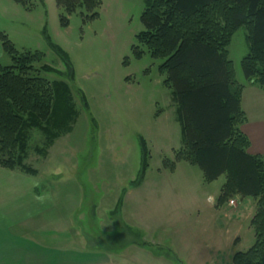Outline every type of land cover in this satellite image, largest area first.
Here are the masks:
<instances>
[{
  "label": "rangeland",
  "instance_id": "1",
  "mask_svg": "<svg viewBox=\"0 0 264 264\" xmlns=\"http://www.w3.org/2000/svg\"><path fill=\"white\" fill-rule=\"evenodd\" d=\"M101 1L97 18L77 11L63 27L56 0H28L27 6L0 0V31L19 53H41L35 68L54 69L41 75L69 85L79 114L46 156L34 151L44 136L29 133L24 164L36 173L16 171L32 176L35 194L42 195L31 238L42 246L44 235L73 239L57 240L67 244L65 260L73 264H232L237 252L253 244L254 200L237 195L230 199L234 205H218L224 175L205 183L188 163L165 166L182 142L175 104L158 70L163 60L151 58L137 41L146 0ZM246 36V27L239 28L227 48L242 84ZM52 45L68 55L72 76ZM133 46L143 51L140 58ZM0 63L12 65L8 55ZM140 139L147 150L141 182ZM50 239L48 247L56 245Z\"/></svg>",
  "mask_w": 264,
  "mask_h": 264
},
{
  "label": "trees",
  "instance_id": "2",
  "mask_svg": "<svg viewBox=\"0 0 264 264\" xmlns=\"http://www.w3.org/2000/svg\"><path fill=\"white\" fill-rule=\"evenodd\" d=\"M101 3L56 0L63 12L61 25L66 27L68 16L77 11L86 19L97 18ZM141 22L144 30L137 41L151 58L163 60L158 70L171 92L180 126L182 148L174 152L173 161L164 160L165 166L173 170L176 163H188L201 171L205 183L224 175L218 205L237 195L251 197L254 241L233 256L232 264H264V157L249 152V140L241 131L247 121L241 108L244 85L235 78L227 49L234 32L246 27L249 51L241 70L246 83L264 91V0H146ZM0 44L12 61L11 66L0 63V168L35 174L24 164L30 131L44 136L43 146L34 151L46 156L58 138L71 132L79 114L69 85L41 75L54 69L35 68L41 53H19L2 31ZM52 49L72 76L68 55L57 46ZM132 50L141 57L142 50L134 46ZM140 147L141 182L147 168L141 139Z\"/></svg>",
  "mask_w": 264,
  "mask_h": 264
},
{
  "label": "crops",
  "instance_id": "3",
  "mask_svg": "<svg viewBox=\"0 0 264 264\" xmlns=\"http://www.w3.org/2000/svg\"><path fill=\"white\" fill-rule=\"evenodd\" d=\"M5 55L0 44V59ZM243 85L241 108L247 121L241 126V131L249 140V152L264 157V91L251 83ZM33 182L30 175L0 168V264H27L26 259L37 257L43 259L42 264H73L71 260H65L70 255L63 250L73 239L44 235L42 246L31 238L33 230L30 224L37 215H42V211H34L40 207L42 195L35 194L36 185ZM49 238L56 245L48 247L45 241H49ZM58 239L67 241V244L58 245ZM76 241L80 244L81 239L76 238Z\"/></svg>",
  "mask_w": 264,
  "mask_h": 264
},
{
  "label": "built area",
  "instance_id": "4",
  "mask_svg": "<svg viewBox=\"0 0 264 264\" xmlns=\"http://www.w3.org/2000/svg\"><path fill=\"white\" fill-rule=\"evenodd\" d=\"M234 204H235L234 201H232V200L229 201V205L232 206V205H234Z\"/></svg>",
  "mask_w": 264,
  "mask_h": 264
}]
</instances>
